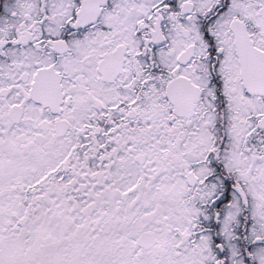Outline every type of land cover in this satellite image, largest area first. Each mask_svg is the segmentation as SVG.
I'll list each match as a JSON object with an SVG mask.
<instances>
[{"label":"snow or ice","instance_id":"snow-or-ice-1","mask_svg":"<svg viewBox=\"0 0 264 264\" xmlns=\"http://www.w3.org/2000/svg\"><path fill=\"white\" fill-rule=\"evenodd\" d=\"M0 264H264V0H0Z\"/></svg>","mask_w":264,"mask_h":264}]
</instances>
